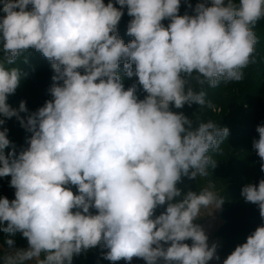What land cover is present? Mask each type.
<instances>
[{"label": "clouds", "instance_id": "1", "mask_svg": "<svg viewBox=\"0 0 264 264\" xmlns=\"http://www.w3.org/2000/svg\"><path fill=\"white\" fill-rule=\"evenodd\" d=\"M115 3L121 7L112 0H4L0 117H17L32 135L26 149L6 156L8 129L0 131V177L10 176L15 189V199L0 198V225L7 222L0 230L9 237L19 232L28 242L27 249H16L8 238L11 251L0 257L3 264H72L74 255L101 244L108 249L104 258L113 262L220 259L217 244L209 246L196 221L221 208L223 197L209 188L185 192L177 185L182 177L209 175L216 166L210 152L220 149L229 129L211 120L194 126L172 109L204 106L206 84L215 88L243 79L264 0H201L194 15L182 16L181 0ZM124 6L132 17L126 34L134 37L127 44L117 33ZM164 19L170 20L167 27ZM30 48L50 61L54 75L52 99L25 122L19 116L27 112L25 102L19 110L6 103L21 73L5 64H15ZM121 62L126 77L138 78L127 89ZM141 88L143 99L137 95ZM256 131L252 146L264 161V126ZM241 195L264 218V179L245 185ZM223 264H264V225Z\"/></svg>", "mask_w": 264, "mask_h": 264}, {"label": "rangeland", "instance_id": "2", "mask_svg": "<svg viewBox=\"0 0 264 264\" xmlns=\"http://www.w3.org/2000/svg\"><path fill=\"white\" fill-rule=\"evenodd\" d=\"M115 7L121 6L112 0ZM201 0H181L179 15L189 14L194 15L193 9L195 5ZM104 3H109V0H104ZM191 4L192 7H188ZM4 0H0V18L5 16L2 11ZM31 5L28 10H31ZM17 11L19 9H16ZM123 15L117 26V33L125 44L129 43L134 37L128 36L127 26L132 19L127 14V6L123 8ZM170 23L169 19H164L162 24L167 27ZM257 37V44L255 46V53L252 62L244 68L243 79L238 82L223 81L215 87H209L207 84L203 86L206 91V101L204 106L187 104L182 109H175L173 111L183 112L192 121L194 126H198L201 122H208L211 120L217 126L227 127L229 135L220 145L218 151L210 152V155L216 161L214 168L209 167V175L206 177L198 176L196 179H188L182 177L177 187L183 189L199 192L204 188H209L218 195L228 186L232 184H256L258 185L261 179H264V171H261V158L253 149V140L259 138L256 131L258 125L264 126V18L259 20L253 28ZM23 57H26V62ZM4 52L2 50V41H0V62H3ZM5 67H16L21 73L20 84L14 94L7 97L6 103L13 109L19 110L21 101L26 104L27 112H19L20 118L27 120V116L35 112L40 107L44 106L47 100L52 99L48 89L52 85V76L54 72L51 68L50 61L35 49H29L27 53L23 54L15 64L7 65ZM135 66L133 65V68ZM83 74V69H79ZM35 72V73H34ZM30 74H32L30 76ZM33 74H35L34 77ZM120 75L125 89L131 86L138 80L137 77L128 78L124 75L123 62L120 64ZM62 85V81L58 82ZM193 85L199 90L198 85ZM138 98L143 99L146 93L142 88L138 89ZM208 104L211 106L209 107ZM5 122H10V129H8L7 138L10 140V145L3 151L7 156L9 152L15 151L18 155L22 149L19 145L28 147L27 140L31 137V133L26 130L20 123L17 117L5 118ZM5 124V123H4ZM2 131V129H0ZM23 149V150H24ZM74 194H78L76 186H68ZM243 202H246L243 200ZM166 208L161 206L157 208L155 214ZM76 211V209H73ZM92 214H97L96 209L91 208ZM196 222L202 226L206 235L208 236V244H217V255L219 260L213 258L208 264H223L224 259L230 255L236 246L246 242L250 233L243 234L236 238L226 239L218 235L219 229L224 224L220 216V209H214L210 213L205 211ZM28 244L18 247L16 249H27ZM11 251L8 246L0 240V257L6 252ZM0 264L3 260L0 259ZM32 264V262H26Z\"/></svg>", "mask_w": 264, "mask_h": 264}, {"label": "trees", "instance_id": "3", "mask_svg": "<svg viewBox=\"0 0 264 264\" xmlns=\"http://www.w3.org/2000/svg\"><path fill=\"white\" fill-rule=\"evenodd\" d=\"M35 73V72H34ZM32 74H30L31 76ZM33 74L32 77H34ZM10 122L0 125V129H10ZM23 150V146L19 145ZM25 149L27 148L24 146ZM10 176L0 177V198L7 197L9 201L15 199V189L10 187ZM250 183V182H249ZM232 184L225 188L219 196H222L224 203L220 209V216L224 221V224L219 229L218 235L230 239L236 238L246 233H253L259 226L264 225V218L260 216L259 207L256 204L243 202L244 198L241 195L242 188L249 184ZM164 208L161 212L165 211ZM160 212V213H161ZM157 215V214H155ZM159 215V214H158ZM7 222H4L0 227H6ZM12 238L14 240V247L18 248L28 244L27 239L22 236L21 233H16L15 236L9 237L8 234L0 230V240L7 246L6 240ZM191 245L192 241H184ZM108 249L101 245H97L95 248L82 252L79 255H74L72 264H146L141 258H133L130 262L123 259L119 261H109L104 258V253ZM158 264H163V261H158Z\"/></svg>", "mask_w": 264, "mask_h": 264}]
</instances>
